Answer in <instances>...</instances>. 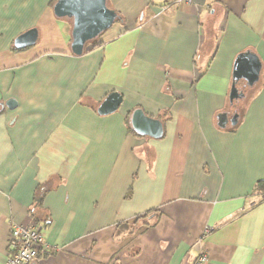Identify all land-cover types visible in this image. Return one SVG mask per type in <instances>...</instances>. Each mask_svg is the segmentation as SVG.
I'll return each mask as SVG.
<instances>
[{"label":"crops","instance_id":"crops-1","mask_svg":"<svg viewBox=\"0 0 264 264\" xmlns=\"http://www.w3.org/2000/svg\"><path fill=\"white\" fill-rule=\"evenodd\" d=\"M51 1L0 0V264L13 223L42 228L29 264H264V0H109L121 18L82 55ZM243 53L259 80L231 102Z\"/></svg>","mask_w":264,"mask_h":264},{"label":"water","instance_id":"water-1","mask_svg":"<svg viewBox=\"0 0 264 264\" xmlns=\"http://www.w3.org/2000/svg\"><path fill=\"white\" fill-rule=\"evenodd\" d=\"M109 0H56L53 5V12L59 19L68 18L72 21L70 50L74 55H82L89 42L100 37L109 30L120 18V15L108 5ZM38 39L36 28L29 29L19 35L15 40L17 47H27L34 45ZM261 63L259 59L251 53L240 55L233 69V84L230 91V101L243 96L240 92L237 81L245 80L249 85H253L259 80ZM123 96L118 91H113L107 95L99 107L100 114H108L116 111ZM7 105L10 108L15 106V100H9ZM233 123H237V115L233 118ZM130 123L132 128L139 134L161 138L164 134L163 122L156 117L150 116L142 108H136L132 112Z\"/></svg>","mask_w":264,"mask_h":264},{"label":"built area","instance_id":"built-area-1","mask_svg":"<svg viewBox=\"0 0 264 264\" xmlns=\"http://www.w3.org/2000/svg\"><path fill=\"white\" fill-rule=\"evenodd\" d=\"M174 2H192V0H173ZM10 252L6 264H29L36 260L45 248L42 228L37 224L22 225L13 223L9 239ZM51 250V249H49ZM208 255L202 252L195 264H205Z\"/></svg>","mask_w":264,"mask_h":264},{"label":"trees","instance_id":"trees-1","mask_svg":"<svg viewBox=\"0 0 264 264\" xmlns=\"http://www.w3.org/2000/svg\"><path fill=\"white\" fill-rule=\"evenodd\" d=\"M55 2H56V0H52L51 5L53 6ZM120 18H121V16H120ZM98 40H99V37L94 39L93 41L89 42L86 46L85 52H90V51H93L94 49H96L99 46ZM251 195L264 197V178L259 179L256 182L255 186L253 187Z\"/></svg>","mask_w":264,"mask_h":264},{"label":"rangeland","instance_id":"rangeland-1","mask_svg":"<svg viewBox=\"0 0 264 264\" xmlns=\"http://www.w3.org/2000/svg\"><path fill=\"white\" fill-rule=\"evenodd\" d=\"M65 19H67V20H68V22H69V26H71V24H72V21H71L70 19H68V18H65ZM243 82H244V80H240L239 84H241V83H243Z\"/></svg>","mask_w":264,"mask_h":264}]
</instances>
